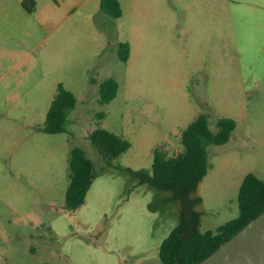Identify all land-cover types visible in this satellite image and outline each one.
Returning <instances> with one entry per match:
<instances>
[{
    "label": "rangeland",
    "instance_id": "1",
    "mask_svg": "<svg viewBox=\"0 0 264 264\" xmlns=\"http://www.w3.org/2000/svg\"><path fill=\"white\" fill-rule=\"evenodd\" d=\"M0 0V264H161L159 247L179 222L171 193L140 184L153 149L170 156L199 115L236 128L208 145L207 173L191 193L199 231L216 232L239 215L243 178L264 181V0ZM127 42V62L118 45ZM118 83L99 104V87ZM76 106L66 132L43 127L57 86ZM99 113H104L102 119ZM103 128L131 147L105 165L88 136ZM82 148L97 177L85 203L65 209L68 156Z\"/></svg>",
    "mask_w": 264,
    "mask_h": 264
},
{
    "label": "trees",
    "instance_id": "2",
    "mask_svg": "<svg viewBox=\"0 0 264 264\" xmlns=\"http://www.w3.org/2000/svg\"><path fill=\"white\" fill-rule=\"evenodd\" d=\"M99 5L101 11L109 17L121 16L118 0H99ZM21 6L32 14L36 11L37 3L35 0H22ZM117 53L120 61L127 62L129 44L120 43ZM117 91V81L113 78L105 79L99 87V104L111 102ZM75 106L74 94L59 84L44 125L38 130L48 134L66 132L64 123ZM97 116L102 119L104 113ZM215 126L214 132L210 129L209 115H199L182 130L180 151L170 156L166 149L154 148L151 174L130 171L140 184L169 192L179 202V222L159 247L161 264H198L264 211V181L250 173L243 178L238 191V217L222 225L216 232L199 231L200 213L194 209L198 200L193 199L191 193L207 173L206 147L226 144L236 128V122L231 118H220ZM88 138L102 156L105 165L112 169L117 168L115 159L131 147L122 136L103 128L94 129ZM96 177L94 162L82 148L72 147L68 156V185L65 193L67 211L74 212L85 203L87 192Z\"/></svg>",
    "mask_w": 264,
    "mask_h": 264
},
{
    "label": "water",
    "instance_id": "3",
    "mask_svg": "<svg viewBox=\"0 0 264 264\" xmlns=\"http://www.w3.org/2000/svg\"><path fill=\"white\" fill-rule=\"evenodd\" d=\"M198 264H264V211Z\"/></svg>",
    "mask_w": 264,
    "mask_h": 264
}]
</instances>
